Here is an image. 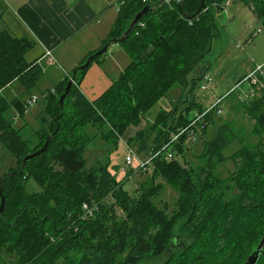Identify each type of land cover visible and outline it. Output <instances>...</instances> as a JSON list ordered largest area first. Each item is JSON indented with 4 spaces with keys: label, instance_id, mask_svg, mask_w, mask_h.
I'll list each match as a JSON object with an SVG mask.
<instances>
[{
    "label": "trees",
    "instance_id": "obj_1",
    "mask_svg": "<svg viewBox=\"0 0 264 264\" xmlns=\"http://www.w3.org/2000/svg\"><path fill=\"white\" fill-rule=\"evenodd\" d=\"M242 1L264 21V0ZM224 5L225 0H121L100 48L114 44L134 16L150 7L134 31L118 42L130 55L129 64L93 100L80 88L89 67L79 69L61 105L59 98L73 71L65 76L44 100L51 118L35 133L34 145L25 137L24 127L14 125L16 117L8 115L12 109L22 115L26 100L9 101L3 91L14 81L30 90L44 70L38 59H26L34 45L30 38L0 30V141L17 162L0 176V204L2 196L6 198L0 212V264H142L146 260L243 264L257 249L264 239V143L235 151L233 160L239 164L231 183L222 188L214 168L226 158L223 150L237 138L226 122L207 143L200 170L185 168L175 159L156 158L151 185L133 196L120 189L109 163L88 165L87 159L98 134L110 142L109 147H116L128 128L141 124L176 84L182 88L178 104L159 112L152 132L143 127L129 137L131 147L142 155L150 153L204 111L191 95L211 67L207 56L219 36L216 15ZM260 80L263 95L253 99L250 107L258 113V126L264 132V76ZM184 101L188 103L181 110L178 105ZM206 127L201 128L203 133ZM92 128L97 131L93 136L88 132ZM55 130L46 151L22 166L23 158L41 148ZM187 132L174 144L178 155L184 156L189 148ZM10 172L15 173L10 176ZM159 175L180 180V194L170 216L154 201L162 188V183H155ZM109 195L116 203H109ZM91 200L97 206L85 209ZM117 204L126 210L122 219ZM179 235L186 238L176 243ZM13 258L15 262H10ZM256 264H264V246Z\"/></svg>",
    "mask_w": 264,
    "mask_h": 264
},
{
    "label": "rangeland",
    "instance_id": "obj_2",
    "mask_svg": "<svg viewBox=\"0 0 264 264\" xmlns=\"http://www.w3.org/2000/svg\"><path fill=\"white\" fill-rule=\"evenodd\" d=\"M216 20L220 33L214 39L212 51L207 56V60L211 65L208 73L214 77V82L206 90H202L198 85L191 96L196 102L199 101L204 109L214 104L217 98L223 97V101L221 102L223 112L218 114L214 111L213 114L208 115L210 124H207L206 132L203 133L202 130H196L197 135L194 141L189 137L186 138L185 144L189 148L184 153V156L177 155V159L175 160L185 168L191 166L195 171L200 170L205 165V156H202V153L207 143L213 139L217 128L226 122L237 138L233 139L223 150L226 158L216 164L214 168V173L222 180L221 187L225 188L227 184L231 183L230 177L236 170L237 164H239V161L235 162L233 160L235 151L239 150L242 146L257 148L260 143H264V132L258 126V113H253L250 107L253 101L263 95L262 86L257 88L256 94L253 97L241 101V99H245V94L250 88L249 81H244V79L256 66L264 63V21L252 6L242 0H233L231 4L216 15ZM259 28L263 29L260 33L257 32ZM113 46L115 45H111V51H116L118 48H114ZM119 48L123 49L115 53L116 63H111L112 67L109 66L112 75H118L120 65L124 62V50L126 51V49L123 46ZM127 55L129 59L130 55L128 52ZM26 58L28 57L26 56ZM44 61L43 67L46 68V60ZM112 68H117V71H112ZM45 74L44 72L37 84L30 90L26 89L20 81H14L3 91V95L9 101H14L16 98L30 100L31 97H41L42 101L26 107L22 115L13 109L8 112V115L16 117L13 118V121L17 128L24 127V135L28 138V142L31 145L36 143L37 137L35 133L46 124L45 119L48 116L49 119L51 118L50 113H47V104L44 100L48 96V88L53 86L54 81L52 82V79ZM240 80L243 82L238 86L241 82ZM181 93L182 88L180 85H174L150 109L147 118L142 120L141 124L128 128L126 133L121 136L116 147H109L111 145L110 142H107L102 138L101 134H98L87 151L88 165H94L97 161L109 163L111 171L120 183V189L127 192L130 196L136 195L144 188L149 187L153 171L126 167L125 157L128 151V139L138 129L143 127L151 128L149 131L152 132L153 126H156L155 118L159 112L161 110L169 111L173 106H176ZM187 103L184 101L178 105V108L183 110ZM88 132L91 136L97 133L96 129L93 128L88 130ZM263 147L264 145L261 146V148ZM147 153L143 154V156H147L149 154ZM213 160L217 162L215 157ZM16 164L14 155L0 141V176L6 174ZM169 176L166 178L162 175L157 176L155 183H162V188L154 197V201L170 216L175 209V202L180 194V180L176 176ZM31 186L35 187L34 182H31ZM108 200L110 204L116 203L113 195H109ZM86 204L89 209L93 210L98 202L91 200L90 202H86ZM116 208L119 218H124L126 210L118 204ZM176 238V243H180L186 237L179 235ZM5 257L7 260L9 259L7 254ZM10 262H15V259H11ZM142 264H160V260H146Z\"/></svg>",
    "mask_w": 264,
    "mask_h": 264
},
{
    "label": "crops",
    "instance_id": "obj_3",
    "mask_svg": "<svg viewBox=\"0 0 264 264\" xmlns=\"http://www.w3.org/2000/svg\"><path fill=\"white\" fill-rule=\"evenodd\" d=\"M120 2L121 0H0V30L30 38L34 45L26 53L29 58L26 59H38L42 67L46 60V48L52 50L57 62L49 64L46 61L47 66L43 70L54 81L48 90H55L56 85L90 52L102 46L117 17ZM113 45L118 49L111 51V46H108V54L90 64L80 84L81 90L90 100L102 94L131 60L124 50L125 58L119 70L121 72L112 75L109 66L116 63L115 53L123 49L119 48L122 45L118 42ZM112 71H117V68H112Z\"/></svg>",
    "mask_w": 264,
    "mask_h": 264
},
{
    "label": "built area",
    "instance_id": "obj_4",
    "mask_svg": "<svg viewBox=\"0 0 264 264\" xmlns=\"http://www.w3.org/2000/svg\"><path fill=\"white\" fill-rule=\"evenodd\" d=\"M233 0H225V8L229 4L232 3ZM165 2H170V0H165ZM263 29L259 28L257 30L258 33L262 32ZM44 58L49 64H54L57 62L56 58L53 55V52L51 49L46 48ZM39 64L40 61H38ZM42 66V65H41ZM261 76H264V63L261 65L256 66L253 71L250 72L248 76L244 79V81H249L250 88L249 91L245 94V99H241V101L246 100L247 98H251L256 94L257 88L259 86H263V82L260 80ZM214 82V77L207 73L203 76L201 82H200V88L202 90L208 89V87ZM243 81H241L238 86L241 85ZM51 92H54L55 90H50ZM42 101L40 96L31 97L30 100L25 101V107L32 106L36 104L37 102ZM223 101V97L217 98L214 104L210 105L209 107H206L204 111L200 114L196 115V118L193 119L191 124L189 126L179 128L177 131L172 132L169 139L164 143L160 148L156 150H152L147 156H143L142 154H139V152L127 144L128 151L127 155L125 157V163L126 167L129 168H135L140 170H148L153 171L155 166V159L156 158H165L167 160H174L177 159V153L173 149L174 144L179 142L180 137L185 134L187 131V136L192 139L193 141L196 139L197 131L201 130L202 126L204 125L208 126L210 123L209 121H206L207 116L213 114L214 111H216L218 114H221L223 112V108L221 107V102ZM209 123V124H208ZM208 124V125H207ZM84 208L89 210L87 204H84Z\"/></svg>",
    "mask_w": 264,
    "mask_h": 264
},
{
    "label": "water",
    "instance_id": "obj_5",
    "mask_svg": "<svg viewBox=\"0 0 264 264\" xmlns=\"http://www.w3.org/2000/svg\"><path fill=\"white\" fill-rule=\"evenodd\" d=\"M202 7H203V5H202ZM149 10H150V7L149 6H145L141 11H139L134 16V18L132 19L131 23L129 24L128 28L123 33V35L120 36L119 38L114 39V42H121V41L125 40L134 31V29L136 28L137 24L141 21L143 15H145ZM107 49H108V44H105L102 48H100L99 50L94 52L92 55H90L83 64H81L78 67L73 69L72 76H71L70 80L68 81L64 92L62 93V95L59 98V101H60L61 105L63 104V101H64L66 95L69 93V91H70V89H71V87H72V85L74 83L77 71L79 69L83 70V69L88 68L90 66V64L92 63V61L95 58H97L98 56H101L104 52L107 51ZM56 131L57 130H55L51 135H49L47 137L44 145L41 148H39L38 150H36L33 153L28 154L27 156H25L23 158L22 166H24L27 161H30L31 159L40 156L42 153H44L46 151V149H47V147H48L53 135L56 133ZM14 173L15 172H10L8 175L11 176ZM19 173H22V170H20ZM5 202H6V198L4 196H2V202L0 204V212L4 211ZM263 246H264V239L262 240L260 245L257 247V249L249 255V257L247 258V260L243 264H256L258 259H259L260 252H261Z\"/></svg>",
    "mask_w": 264,
    "mask_h": 264
}]
</instances>
